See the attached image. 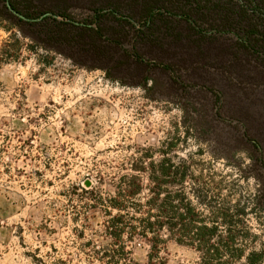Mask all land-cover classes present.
<instances>
[{
	"label": "rangeland",
	"instance_id": "374dc122",
	"mask_svg": "<svg viewBox=\"0 0 264 264\" xmlns=\"http://www.w3.org/2000/svg\"><path fill=\"white\" fill-rule=\"evenodd\" d=\"M120 1L0 0V264H100L117 246L83 189L129 186L134 224L152 189L178 195L166 264H201L205 237L264 264V0ZM121 245L111 264H147L146 238Z\"/></svg>",
	"mask_w": 264,
	"mask_h": 264
},
{
	"label": "trees",
	"instance_id": "16d2710c",
	"mask_svg": "<svg viewBox=\"0 0 264 264\" xmlns=\"http://www.w3.org/2000/svg\"><path fill=\"white\" fill-rule=\"evenodd\" d=\"M23 6L21 7L20 13L24 14L27 18H33L36 13H40V11L47 7V4L41 2V0H21ZM110 1V0H107ZM119 1V0H116ZM122 0L120 2H112V6L121 5L124 3ZM127 1V0H126ZM129 1V0H128ZM137 1V0H132ZM163 1V0H162ZM10 4L13 8H17V0H10ZM6 8V5H4ZM45 13L44 11H42ZM150 12V11H149ZM148 16L153 17V14H148ZM233 22H230L229 25L232 26ZM68 35L65 38H62L61 43L66 44L67 46H71L77 50L88 51L90 48V44L84 41L83 38H80L75 34L74 30L69 29ZM85 192L90 193L91 200L93 204H103L107 208H105V212L110 216L107 225L106 232L111 237L114 245L117 246L116 251H113L114 254H110L107 250L101 252V255L98 259L101 261L100 264H111L115 263L116 260L122 254L119 252L123 249L121 245L122 235L126 231L130 237L134 235H138L146 238L150 244V251L147 255V264H166V260L164 257L160 256V244L159 242L162 240L161 238V230L163 228H167L169 232L173 233L178 223L173 220V214L176 213L178 209V201H176V197L178 196L175 193L162 191L160 188H155L151 190V196L148 198L144 204H139L140 207L145 206V214L146 218L139 219L138 224L125 222L123 220L124 214L123 212L127 211L128 204L132 202L130 198L134 197L137 193H139L138 189H134L132 187H124L114 191L113 194L101 195L97 192L95 187H91L90 190L83 189ZM166 193L163 197L160 195L162 193ZM139 209L141 210V208ZM186 214L190 215L192 213V208L189 206V203H185ZM111 209V210H110ZM154 209H158L163 214L169 215L168 220L164 219H156L152 220L151 217ZM116 212L113 214L112 211ZM141 212V211H140ZM188 226V224H186ZM215 226L211 228L207 227V225H201L199 229L203 230H215ZM177 240V239H176ZM222 240H219L221 242ZM195 248L199 250L201 256V264H224L222 261V256L220 252V248L214 246L211 243L210 238H199L198 245H195ZM242 253L238 254L236 257H241ZM256 254L251 252L248 256V262H253V256ZM103 258H107L105 261ZM256 259H254V263H256Z\"/></svg>",
	"mask_w": 264,
	"mask_h": 264
}]
</instances>
